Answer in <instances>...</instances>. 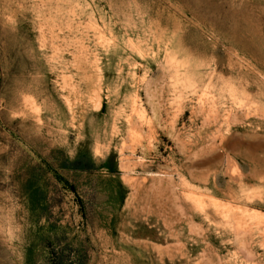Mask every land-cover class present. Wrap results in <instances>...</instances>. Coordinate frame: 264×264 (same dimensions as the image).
<instances>
[{"label": "rangeland", "instance_id": "obj_1", "mask_svg": "<svg viewBox=\"0 0 264 264\" xmlns=\"http://www.w3.org/2000/svg\"><path fill=\"white\" fill-rule=\"evenodd\" d=\"M0 264H264V0H0Z\"/></svg>", "mask_w": 264, "mask_h": 264}]
</instances>
